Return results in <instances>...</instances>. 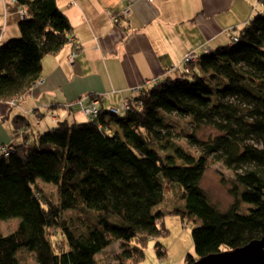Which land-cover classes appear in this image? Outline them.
I'll return each instance as SVG.
<instances>
[{"label":"trees","instance_id":"1","mask_svg":"<svg viewBox=\"0 0 264 264\" xmlns=\"http://www.w3.org/2000/svg\"><path fill=\"white\" fill-rule=\"evenodd\" d=\"M17 1L28 8L21 35L0 46V103L16 105L42 79L43 60L73 35L58 0ZM238 34L237 44L201 52L191 73L140 88L124 101L127 111L94 95V119L69 123L49 113L56 124L43 133L15 116L23 141L0 155V264H23L26 253L37 264H97L117 243L118 264H140L148 241L167 234L168 214L195 225V256L185 264L264 239V1ZM208 74L226 87L214 93ZM64 107L81 113L75 102ZM173 115L188 118L191 131H175ZM207 126L217 135L202 140L197 132ZM217 163L233 173L234 203L222 212L201 187ZM41 183L56 190V201ZM176 184L185 206L157 210ZM14 219L4 233L2 223ZM155 249L165 255L160 243Z\"/></svg>","mask_w":264,"mask_h":264},{"label":"crops","instance_id":"2","mask_svg":"<svg viewBox=\"0 0 264 264\" xmlns=\"http://www.w3.org/2000/svg\"><path fill=\"white\" fill-rule=\"evenodd\" d=\"M263 1L58 0L82 51L73 62L68 60L69 44L46 57L43 84L18 105L0 103V149L22 143L15 137V116H26L34 132H45L49 122L56 124L49 113L69 123L88 121L76 109H66V104L95 95L106 96V107L116 108L138 88L178 78L186 55L201 54L203 45L213 51L230 45ZM126 8L129 17L123 15ZM17 9L11 0H0V17L4 14L8 21L6 27L0 25L3 41L21 35ZM174 66L178 69L170 73ZM80 117L86 119L79 121Z\"/></svg>","mask_w":264,"mask_h":264},{"label":"rangeland","instance_id":"3","mask_svg":"<svg viewBox=\"0 0 264 264\" xmlns=\"http://www.w3.org/2000/svg\"><path fill=\"white\" fill-rule=\"evenodd\" d=\"M0 20V25L6 27L8 21L4 14L3 17H0ZM211 75L212 74H208L207 76L205 75L204 78L209 82V85L211 89H213L214 93L217 94L219 90L226 87V84L220 78L212 80L210 78ZM216 102L217 100L214 99V103ZM85 119V117H80L79 121H83ZM171 121L172 123H175L174 125H176V128H174L175 131L183 135H185L187 131H191V125L188 124V118L183 119L173 115ZM49 123L51 127H55V124H52L51 122ZM45 130H48V128ZM43 132L44 131H41V133ZM197 135L202 140H207L208 138L217 135V133L213 128L207 126L201 128L197 132ZM22 141L23 140L21 139L20 141V137H18L17 142L19 143ZM185 143L186 141H184V144ZM192 151L196 150L193 148ZM232 177V171L230 172L222 163H217L209 168L202 179V189L206 191L210 201L221 212L227 211L234 203V198L230 195L229 190L232 186ZM41 185L45 188L48 195L56 201V190L53 189V187L46 186L42 183ZM183 202V192H181L179 185L176 184L172 187L171 193H167L165 202L159 205L157 210L167 213L177 208L181 209L185 206V203ZM67 215L70 216V214ZM19 222L20 221L15 219L9 222H3V232L9 234V232L19 224ZM163 222L167 227V234L156 240L150 239L148 241V244L145 246V259L140 264H185V258L188 255L191 254L195 256V247L192 236V231L195 228V225L183 222L181 217L179 215L176 216L175 214L166 215ZM157 243H160L165 251V255L162 257H159L157 249H155ZM121 246V243H117L101 252L96 257V263L118 264V262H116V258L122 252ZM24 256L23 264H37L36 259L32 254L26 253Z\"/></svg>","mask_w":264,"mask_h":264},{"label":"built area","instance_id":"4","mask_svg":"<svg viewBox=\"0 0 264 264\" xmlns=\"http://www.w3.org/2000/svg\"><path fill=\"white\" fill-rule=\"evenodd\" d=\"M11 1L16 5V8H18L17 14H18L19 18L21 20L24 19L26 17L27 12H28V8L24 7V6H22V7L18 6L17 0H11ZM29 1H33V0H29ZM153 1L154 0H149V2H153ZM123 15L125 17H129L131 15L130 9L126 8L123 12ZM113 19L117 20L116 17H113ZM68 39H69L68 44L72 47V49H71L72 51L69 55L68 60L70 62H73L79 56L80 46L77 44V40L75 39V37L73 35H70ZM2 41H3V32L0 33V46L2 44ZM238 41H239V34L236 33L235 35L232 36L231 43L237 44ZM201 50H202L203 55L204 54L208 55V54L212 53V49L206 45H203ZM200 58H201L200 53H198L197 51H192V53L186 55L185 58L183 59V61L181 62V65L183 64L184 71L187 74L191 73V66L197 65L199 63ZM177 69L178 68L176 66L171 67L170 73L173 71H176ZM42 84H43V81L41 79L40 81L37 82L36 85L40 86ZM139 89L140 88H138V90ZM138 90L133 91V93H137ZM16 103H17V101H12L13 106H15ZM75 103L77 104V106L80 107L81 114L84 115L85 117L89 118L90 120L94 119V117L97 116L99 113V110H100L99 109V107H100V100L99 99H93V101H91V99H89V97H84ZM129 108H130L129 104L127 102H124L122 105V109H120V110L127 111V109H129ZM112 111L114 113L119 112L118 109H113ZM51 118L54 121L57 120V118L54 115ZM0 155H3L5 157L10 156V145H5V147L1 148L0 149Z\"/></svg>","mask_w":264,"mask_h":264},{"label":"water","instance_id":"5","mask_svg":"<svg viewBox=\"0 0 264 264\" xmlns=\"http://www.w3.org/2000/svg\"><path fill=\"white\" fill-rule=\"evenodd\" d=\"M264 261V239H257L235 251L213 254L193 264H259Z\"/></svg>","mask_w":264,"mask_h":264}]
</instances>
